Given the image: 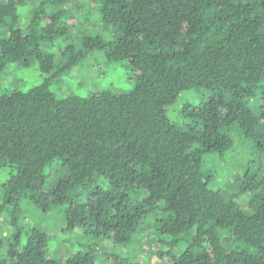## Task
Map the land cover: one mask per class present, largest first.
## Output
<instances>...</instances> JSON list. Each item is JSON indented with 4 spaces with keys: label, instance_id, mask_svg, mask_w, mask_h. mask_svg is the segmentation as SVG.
<instances>
[{
    "label": "trees",
    "instance_id": "obj_1",
    "mask_svg": "<svg viewBox=\"0 0 264 264\" xmlns=\"http://www.w3.org/2000/svg\"><path fill=\"white\" fill-rule=\"evenodd\" d=\"M80 2L114 34L82 45L127 62L134 84L87 97H58L49 79L0 92V212L10 228L0 264H138L125 247L151 232L152 264H264V0ZM74 3L0 0V76L11 63L52 64L63 19L83 15ZM84 47H61L57 72ZM191 94L184 121L172 120L171 107ZM234 133L258 157L220 185L207 157L224 158ZM24 201L59 208L54 244L23 223ZM75 233L77 249L67 238Z\"/></svg>",
    "mask_w": 264,
    "mask_h": 264
},
{
    "label": "rangeland",
    "instance_id": "obj_2",
    "mask_svg": "<svg viewBox=\"0 0 264 264\" xmlns=\"http://www.w3.org/2000/svg\"><path fill=\"white\" fill-rule=\"evenodd\" d=\"M80 1L74 0L76 3L74 5L80 11H83ZM30 9L31 4L24 5L21 9V14L27 16ZM97 17V14L93 13L91 7L85 5L82 17L75 19L74 23L68 18L63 19L62 26H66L62 31L63 36L58 35L50 47L56 55L52 64L48 63V66L43 67V64H40V61L37 59L24 63L9 64L5 72L0 76V92L15 89L27 91L32 87L45 83L48 79L50 89L58 97H65L70 94L87 97L106 89L117 91L130 90L133 87L134 81L132 79L131 66L127 62L108 59L104 51L105 46H102L103 49L100 51L96 42L92 43L94 48L92 46L84 47L81 43L83 38L89 36L91 38H103L105 41H110L113 38V30L109 26L100 25ZM67 45H74L78 48L76 51L84 47L83 55L71 69L58 73L57 66H54V63L61 66L66 62L67 57L62 55L60 48ZM67 53L71 54L72 52ZM193 97H195L193 94L179 97L171 107L169 117L179 123L184 121L179 115L181 106L184 101H187L188 98L193 99ZM232 137L234 145L224 158L220 155L207 157L206 168L215 174L216 180L220 185L231 182L235 174L244 171L247 164L258 157L255 150L252 151V144L245 137L237 133H234ZM7 175L8 170H5L0 175V197L2 196L1 186L6 180ZM23 207L25 212L22 216L23 223L27 226L35 225L53 234V236L55 235L53 238L54 244L58 239V235L62 234L59 232V228H62L63 216L60 214L59 208H54L49 213H45L27 201L23 202ZM6 216V214L0 212V233L3 235H7L6 233L10 230ZM75 235L77 234H68L67 238L71 243H74L73 248L77 249L80 242L76 244V242L71 240ZM155 239V232L147 233L140 236L134 245L132 244L128 248L125 247V249L136 250L134 253L136 263L152 264L150 261H147L153 257L156 247ZM103 242L107 244L108 251L117 250L120 253H125V249L123 250L122 247H115L107 240H103Z\"/></svg>",
    "mask_w": 264,
    "mask_h": 264
}]
</instances>
